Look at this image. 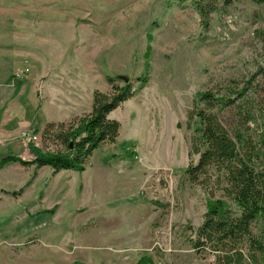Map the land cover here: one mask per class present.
<instances>
[{"label": "rangeland", "instance_id": "rangeland-1", "mask_svg": "<svg viewBox=\"0 0 264 264\" xmlns=\"http://www.w3.org/2000/svg\"><path fill=\"white\" fill-rule=\"evenodd\" d=\"M5 74L10 91L7 99L0 94V105L21 99L24 117L36 101L50 115L58 105L54 100L63 98L58 108L73 116L45 124L66 125L89 113L94 91H111L107 76L117 85L130 82L135 93L109 114L120 123L118 137L95 149L78 172L86 181L101 164L104 179L111 180L107 194L93 171L92 188L84 191L81 184L69 206H49L55 173L47 165L14 162L0 168V185L8 189V201L0 206L23 214L0 222V264H214L207 249L199 253L192 245L208 194L186 171L199 158L191 153L187 112L208 89L244 105L237 89L247 86L246 99L262 103L264 2L0 0V82ZM143 75L146 84L138 88ZM31 86L36 100L28 103ZM71 94L81 105L68 102ZM235 111L217 112L228 129ZM25 128L0 138V157L20 154L21 131L30 132ZM40 133L35 145L60 147L56 132L45 138ZM39 172L41 180L34 182ZM117 177L128 180L127 197H119ZM20 188L25 196L18 199L12 191ZM215 197L236 211L222 190Z\"/></svg>", "mask_w": 264, "mask_h": 264}, {"label": "trees", "instance_id": "trees-1", "mask_svg": "<svg viewBox=\"0 0 264 264\" xmlns=\"http://www.w3.org/2000/svg\"><path fill=\"white\" fill-rule=\"evenodd\" d=\"M106 78L111 91L95 90L89 113L66 125L50 122L41 131L31 132L32 135L41 132L43 138L56 132L59 148L44 150L31 137L25 138L23 152L1 156L0 168L18 162L36 168L47 165L55 172L83 171L95 149L118 137L120 123L109 114L135 93L130 82L117 85L113 77ZM138 81V88L144 86L147 76L138 77ZM246 92L247 86L237 89L238 97H245L242 105L228 94L208 89L198 93L187 112V127L192 131L191 153L199 158L186 171L189 180L208 194L204 219L193 228L196 238L192 245L199 253L206 249L214 252L215 264H264V98L258 103L246 99ZM230 107L236 111L234 124L228 129L217 112ZM217 189L223 191L236 211L215 197Z\"/></svg>", "mask_w": 264, "mask_h": 264}, {"label": "crops", "instance_id": "crops-1", "mask_svg": "<svg viewBox=\"0 0 264 264\" xmlns=\"http://www.w3.org/2000/svg\"><path fill=\"white\" fill-rule=\"evenodd\" d=\"M5 75H3V77H5L3 79V81L0 82V94H2L4 99H7L6 95L8 94V91H10V89H7V88H9L10 79L8 78L7 75L6 76ZM21 84L19 86H22L23 90L26 89L24 87V85H21ZM32 86H34V83L32 84ZM32 86H31V88H28L27 102H28V100L30 98L33 99V101L36 100L35 98H32L31 95H30L32 93ZM21 92H23V91H21ZM32 96H33V93H32ZM88 97H89V100H90L91 92H88ZM21 98L24 101L25 97H21ZM76 98H78V97H76V94H71V95L68 96L67 100H70L68 102H71L72 100H74L76 105H81L80 98L79 99H76ZM85 98H86V96H85ZM58 99L59 100L55 99L54 102L58 103V105H59L61 103V101L63 100V98H59L58 97ZM6 101L7 100H3V103L0 105L1 106L0 107V138H2L4 140L10 139L14 135L13 133H15L17 131V128H19V127H23V126L27 127L25 129L30 130V132H32L33 130H36V129L41 131L43 129V127L45 126V123L47 121H49V120H51V121L61 120V119H67V118H70V117L73 116V113H72L71 110H68V109L64 108V106H61V107L58 108V105H56L55 110L50 111V115H48V112L45 111V110H42L40 108L39 103L36 101V104L31 109V112H29L27 114V117H24L25 115H24V112H22V111L26 110V109L25 108L23 109V106H22L23 104L21 102V99L15 101L13 103H10V104L8 102H6ZM83 104H84V101H83ZM4 105H6L8 108H5ZM75 107H79V106H75ZM22 141L23 142H22V145L20 146V149H21L20 153H22L23 150H24V139ZM1 142H2V140H1ZM8 165L9 164L4 166L2 168V170L5 167H7ZM43 167H45V166L40 167V169L41 168L43 169ZM48 167L55 173V175H54V180L55 181L52 182V183H55L54 186H53L54 189L52 187V190L47 191V195H48L49 199L50 200H51V198L53 199V202L50 203L49 206L51 204H53L55 207H56V205H58V208H61L63 203L64 204H68V206H69L70 205L69 202L66 203V201H68L71 198L74 199L75 196H77L76 195V193H77L76 190L79 189L81 184H83L84 191H87L88 187L92 188L93 177H92L91 174H92L93 171H95L96 175L99 176V179L96 177V180L98 181V183L102 184L101 185L102 186V194L103 193L107 194L110 191L111 180L108 181V178L104 179V175H102L103 166H101V164L98 167H95V169L93 171H91L90 174H88L89 175L88 177H90V178H86V181L85 180L83 181V179L81 178V175L78 173L79 171L76 172V170H72V169H62V170H59V171L55 172L50 166H48ZM63 173H70V177H69L68 180H66V179L65 180H61V178H59V177H61L63 175ZM40 174L41 173L39 172V176L37 177V179L34 182H37V181L41 180V175ZM117 179H118L117 184L119 185V189L118 190H121L120 193L117 192L120 195L119 197H122L123 195L124 196H126V195L128 196V194H126V191H129V185H128L129 182H128V180H123V179L121 180L118 177H117ZM0 190H2V193H0V203H3V202L6 203L8 201L7 200L8 198H6L5 192H7L8 189H5V187H2L0 185ZM23 190L21 191V193L16 195L18 199L20 197H22V196H25L23 194ZM66 190H70V192L68 191L67 196H64L63 194L65 193ZM13 192L14 191H12V193ZM1 194H3V196ZM121 204L125 205L123 203V201L121 202ZM73 206H75V205H73ZM38 209H39L38 206H36V209H34L33 214H34V212L36 210L38 212L39 211ZM76 210L77 209L71 211V213L75 214ZM14 214L16 216H19V217L23 215L22 212L19 209H10L9 207H6V206H0V222L8 221V224H9V223H11L12 220L13 221H17L16 219L11 218V216L14 215ZM7 219H9V220H7ZM17 223L20 224L21 221L16 222V224ZM4 225H5V223H3L1 226L4 227Z\"/></svg>", "mask_w": 264, "mask_h": 264}, {"label": "built area", "instance_id": "built-area-1", "mask_svg": "<svg viewBox=\"0 0 264 264\" xmlns=\"http://www.w3.org/2000/svg\"><path fill=\"white\" fill-rule=\"evenodd\" d=\"M23 73L24 72H22L21 74L20 73H16L15 75H16V77H21V76L23 77ZM21 137H23L24 139L28 138V137H31L33 139V141L36 139V135H32L31 132H25L23 130L21 131ZM36 146H38L37 143H36ZM207 259H208L209 262H212V263L215 264L216 260H217L216 254L214 252L208 251L207 252Z\"/></svg>", "mask_w": 264, "mask_h": 264}]
</instances>
